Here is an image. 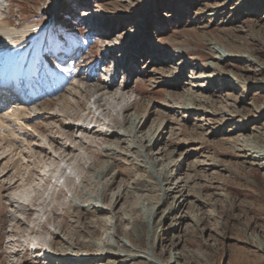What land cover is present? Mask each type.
Returning <instances> with one entry per match:
<instances>
[{
    "label": "rangeland",
    "instance_id": "374dc122",
    "mask_svg": "<svg viewBox=\"0 0 264 264\" xmlns=\"http://www.w3.org/2000/svg\"><path fill=\"white\" fill-rule=\"evenodd\" d=\"M83 5H97L108 11L105 22L111 33L109 39L96 41L87 35L78 19ZM52 14L57 17L52 18ZM0 16L16 24L42 23L43 44L34 42L41 48V56L36 58L39 65L30 68L28 61L22 60L19 68L25 77L35 74L43 94L56 90L41 100L38 107L42 106V111L32 109L54 115L37 120L44 126L43 136L34 133L31 139L18 133L15 140L14 136L7 141L0 134V264H28L22 263L25 258L35 261L45 254L52 256L51 264H74V260L90 255L81 244L100 246L102 238L114 246L117 242L136 246L142 254L151 250L150 259L161 263L175 255L178 258L175 262L171 259L170 264H264V159L239 156L242 152L234 143L237 139L264 149V0H0ZM130 32L136 35L130 38ZM100 41L115 48L99 46ZM214 46H220L224 54L234 52L232 60L241 70L217 63ZM108 52V63L103 64L100 56ZM184 62L190 65H182ZM211 63L216 66H209ZM52 64L57 67L52 69ZM169 71L176 75L173 82L168 81ZM229 73L237 82L232 89L213 86L202 90L195 86L204 88L208 75L218 80ZM111 78L117 82L115 89L124 83L128 86L119 99L106 97V105L98 107L93 101L94 91L83 86L89 88ZM226 93L229 97L240 96L239 101L227 98ZM10 94L0 97V117L15 101ZM181 100L192 107V114L179 113ZM167 102L171 107L165 106ZM230 103L240 112L225 120L221 117H229ZM244 108L254 111L258 118L252 120ZM135 116L142 123L137 132H126L119 147L117 136L107 142L95 131L128 129L124 120ZM60 120L84 122L90 129L94 126L87 134L93 142L84 139L85 133L80 130L62 128ZM233 127L236 130L228 133ZM254 134L262 139L253 142ZM224 138L233 145L226 148ZM30 143L35 146L32 151ZM106 145L113 146L124 173H118L112 165V156L104 151ZM67 147L69 150L63 152ZM152 156L156 157L153 164ZM198 161L205 164L199 166ZM212 162L216 164H209ZM64 164L73 176L66 179L65 188L57 187L60 193L48 178L65 180ZM162 167L168 168L169 178L158 175ZM101 170L105 174L96 177ZM14 178L20 180L5 190ZM108 181L113 182L108 193L123 197L110 211L97 213L92 209L88 213L85 206L97 198L101 206H107L100 193ZM42 185L47 189L44 203L32 208L38 210V220H51L45 228L53 230L65 210L70 215L67 221L76 225L74 207L81 206L84 221H91L96 233L80 232L78 244L61 231L58 243L51 248L47 244L51 235L38 227L39 236H25L20 241L37 242L39 238L41 251L22 250L16 256L10 255L9 198L30 197ZM176 190H181L183 196ZM118 216L129 217V222L121 226L138 228L143 236L141 243L116 229ZM60 248L64 253L58 252Z\"/></svg>",
    "mask_w": 264,
    "mask_h": 264
},
{
    "label": "bare ground",
    "instance_id": "6f19581e",
    "mask_svg": "<svg viewBox=\"0 0 264 264\" xmlns=\"http://www.w3.org/2000/svg\"><path fill=\"white\" fill-rule=\"evenodd\" d=\"M83 6H84V7H82L83 10H81V11H84V15L89 17L88 21L89 22L91 21L92 23H98V25H100V27H101V29L98 32L99 39L100 38H103L106 40L109 39L111 37V33H109V31L107 29L108 25L105 22L106 19H109L108 11L105 9L99 8L97 5L96 6H94V5H83ZM89 7L92 9H90ZM93 9H95V11L98 13L97 16L94 14L95 11H93ZM42 14L43 13L41 12L38 15H42ZM99 14H102L104 16L107 15V16H106V18L105 17L102 18V16H100ZM51 17L56 18L57 14H52ZM95 17L97 19H95V21H94ZM44 31H45V28L42 25V23H40V22L39 23L38 22H35V23H26V22L24 23L23 22V23H17L16 24V23L12 22L11 18L5 19V18H2L0 16V97H6V95H8L9 93H11L13 97L15 96V101L9 107L8 113L3 114L0 117V134L2 135L3 139H6L7 141H10L9 140L10 137L12 138L14 136H15L14 137V140H15L16 137H19L18 133H23L24 135L26 134L31 139L33 138L32 134H34V133H37L38 136L39 135L43 136L44 126L39 124L37 120H39L41 118L44 120H46L47 118H54V115H49V114L46 115L43 112L42 113H37L36 111L33 112L32 109L33 108H36L35 110H37V108L39 109L38 105L39 106L42 105L41 100L45 96L55 94L56 90H54L52 93L46 92L43 94L42 92H40V90H38L35 74H33L32 77H30V76L25 77L21 74L22 68H19V63L22 60L23 61L27 60L29 66L31 68L34 60H36V58L41 56L40 55L41 53L39 52V51H41V48L37 47L34 44V42H38V41H40V39L44 38ZM131 33L132 32L128 33V37H130V38L136 35L134 33H132V34ZM197 40H200V39L198 38ZM100 42H102V45L108 46V45L104 44L103 41H100ZM109 47H111V48H109ZM107 48L112 49L115 47L113 44V45H109ZM43 50L44 49H42V51ZM110 53L111 52H108L107 54H103L102 56H100L101 62L103 64L108 63V58L110 57ZM212 53H214V57L216 59L215 61H217V63H222L226 67L230 66L231 70H233V69L241 70V66L236 63V60H234V61L232 60L234 58V56H233L234 52H231V54H228V53L224 54L221 52L220 46L219 47L214 46L212 48ZM254 54H255L254 52L251 53V55H254ZM176 56H180V54H177ZM241 60L245 61L244 58H242ZM52 62H53V60H52ZM94 63L96 64L97 60L94 61ZM12 64H14L13 68H10V66ZM182 65L187 66L190 64L187 62H184V63H182ZM209 66L215 67L216 65L211 63ZM56 67H57L56 64L51 65L52 69H55ZM175 76L176 75L173 74L172 71H169V75L167 76L168 81L173 82L176 78ZM216 77H215V75L214 76L208 75L207 79L205 80L206 85L204 88L200 85H195V86L198 88H201L202 90L210 89L213 86H216L217 89H219V88L221 89V87H222V89L225 90V89H232L234 87V84L237 83L236 80L231 77V73L224 75L221 78L218 77L217 78L218 80H215ZM83 82H85V81H83ZM81 84L82 83H80V85ZM26 85L31 87V88L28 87L30 90L26 87L29 90L28 92H27V89H23V87ZM115 85H117L116 80H113V78H111V79H107V81L105 80L104 83L100 82V83L91 84L89 88L84 87L83 85H81V86H83V88L89 89L90 92L94 91V94H95V96L93 95L94 96V100H93L94 103H97L98 107H104V105H106V101L108 102V100H109L108 98H111L112 100L119 99L123 90L125 89V87L128 86L127 83H124L115 89ZM81 86H79V87H81ZM87 86H89V85H87ZM79 87H78V89H79ZM208 91H211V90H208ZM226 96H227V98H232V100L235 102L239 101V99H240V96H235L233 94H230V97H229V94L226 93ZM106 97H108V98H106ZM105 99H106V101H104ZM102 101L104 103H102ZM181 102H182V104L178 107V108H180L179 113H183V114L184 113H191L192 114L194 112L191 110L192 107L189 104H187L185 100H181ZM198 103L207 105V103L205 101H199ZM165 106L171 107L169 102H167ZM228 106H229V109L231 111V113L229 114V117L228 118L221 117L225 120H231L240 112V110L236 109L234 103L233 104L230 103ZM256 106H258V105L256 104ZM256 108L259 109L258 107H256ZM124 110H127V109H124ZM244 110L246 112L250 113L252 120L258 118L257 116L254 117V115H255L254 111H252V110L250 111L246 108H244ZM40 111H42V106L39 109V112ZM256 114H258V116H261L260 111H256ZM96 121H97V119H96ZM124 121H126L125 123H128L130 128L122 130V131L119 130L118 128L117 129H115V128L110 129L109 128V130L107 129V131H109V133L106 131H100V130H95V131H96L97 135H101L104 138V140H106L107 142L110 141L109 139H111V136H117L118 139L116 140V145H117V147H119L120 143L124 142V140H125L122 138L125 136L126 132L127 131L129 133H134L135 131L137 132L138 124H140V122H141V120H139L138 116H135L133 118H129L127 120L125 119ZM60 122H61L62 128L66 127L67 129H70L71 131L80 130L81 132L85 133V137H83L84 139H87L88 142H93V140L91 138H88L87 134H88V132L92 131L94 126L90 129L89 126L84 124V122H82L81 124L67 123V122L65 123L64 120H60ZM235 130H236V128L233 127V128L228 129L227 132L233 133ZM67 136H68V134H67ZM251 138L254 139L253 142L254 141L255 142L260 141L262 139L261 135H258V134L252 135ZM69 139H70V137H69ZM25 140H28V138L25 137ZM12 141H11V143H12ZM76 143H78V142L75 141V144ZM222 143L227 145L226 148H229L233 145L232 142L228 138L227 139L224 138ZM234 143L239 147V150L242 152V155H239V156H247L248 158H252L254 160L264 159V149H262L261 147H258L257 145L254 146V144H251L248 142H239L237 139L234 140ZM16 144L17 143L15 142L14 145H16ZM29 147L31 148V151L35 148L34 145L31 146V143H30ZM40 147L42 149H44L42 146H40ZM67 150H69V147L65 148L63 150V152H66ZM104 151H106L108 154H110V156H112L111 157L112 158V165H114L118 168V173H120V174L124 173V169L116 161L115 157L117 156V154H116L113 146L109 145L107 147V145H106V147L104 148ZM159 153L161 154L162 151H160ZM155 158H156L155 156H154V158L152 156V160L150 161L151 164H153V162L155 161ZM196 164L199 166H203L205 163L203 161H198ZM209 164L214 165V164H216V162H212ZM112 165H108L109 168ZM36 167H38V166L36 165ZM19 172H21V171H19ZM103 173L105 174V170H101L100 172H98L96 177L104 175ZM158 173H159L158 174L159 176L164 174V175H166L167 178L170 177V174H168V168L167 167L159 168ZM15 174H14V177H17V175L19 173L17 175H15ZM19 175H21V174H19ZM66 179H69V178L68 177L65 178V181L61 185V187L66 184ZM19 180H20V178L19 179L18 178L12 179L10 182H8L6 184L5 190H8V189L15 187V185L17 184V182ZM59 181L60 180H58L57 178H53V177L48 178V183L51 185L55 184V189H57L58 192L62 193L61 189L57 188L58 186H60V185H58V184H60ZM112 184H113V182L108 181L100 193V199L102 201H106L107 206L106 207L101 206V204L98 202V198H97L95 201H92V202H90V204L85 206V209L88 213L92 212V209H94L95 212L97 211V213H103V212H105V210L110 211L117 206V204L119 203V201L123 197V195L117 194L115 197L113 195L111 196L108 193V190L112 186ZM45 187L46 186L42 185L41 188H39L37 191H35V193H32L30 195V197H27V196L25 198L24 197H18L17 199H15L13 197L9 198L8 204L10 206H12V209H11L12 217L10 219H7V221L10 223V230L8 232L11 234L10 235L11 238L8 240L9 245L12 247L11 250H9L10 255L16 256V255H18L19 252H22V250H25L24 253H27L29 250L36 252V253L41 251L40 243H42V241L39 240V238L37 239V242L35 243V246H34L35 249L34 250H31L26 245V243H25L26 239L24 240V243L22 241H20V238L23 239V237H25V236H29V237L30 236H32V237L39 236L40 233H39L38 227L39 228L41 227L42 229H44L45 233H49L51 235L52 238L50 240H48L49 243H47L51 248L53 246H55L56 243H58L56 241V239L59 238L61 231L67 232L66 234L69 235L67 238L68 240H73L75 243H78V244H81V242H79V238H78L80 232H86V233H91V234L96 233V229L93 228L94 226L92 227L90 225L91 221L89 223L84 221V216L80 212V210H82L80 205H79L80 207H78V206L74 207V208H77L76 209L77 212L74 215V218H76L75 219L76 225L71 226V224L67 221V217H70V215H69L68 211L65 210L62 214V218H61L60 222L57 223L56 227L53 230H49L48 228H45L46 223L51 221V220L49 218H45L44 220H38V213H37L38 210L32 208L33 206H40L44 203V200L42 199V197H43V193H45V190H47ZM175 187H178V186H175ZM55 189H54V191H55ZM34 190H35V188H34ZM177 192H180L179 193L180 196H183V193H181L182 192L181 190H178ZM165 193H166V195L169 194V193H167V189L165 190ZM184 198L185 197H183V199ZM181 201H180V203H181ZM153 208H154V206H153ZM151 215H153V212L151 213ZM54 219L55 218H53L52 221ZM125 221L129 222L128 216H120V217L118 216L116 229L118 231H120L123 235H125L127 238H129L130 240L133 239L135 241V243H138V242L141 243L143 236L140 234V230L138 228H132V229L122 228L121 223L125 222ZM98 222L102 223V221L100 219H98ZM103 223L105 224L104 220H103ZM258 243H259L258 244L259 246H262V244H263V243L261 244V242H258ZM21 245L24 246V248L21 249V247H20ZM81 245L83 247H85L86 250L90 251L89 252L90 255L87 259H81V258L76 259V260L73 259L75 261L74 264L75 263H78V264H95V263H99L102 261L103 262L105 261L107 264H170L171 259H173L172 262H175L176 259L178 258L177 256L174 255L167 262H162V263L160 261H159L160 263L157 261L155 262V261L151 260L152 258L150 259V256L152 255L151 250H145L142 254V252L138 251L136 246L134 248H131V247H127L125 244H122V243L119 244V242H117V245L114 246L113 243L112 244L108 243L106 241V239H104V238L101 239L100 246H96L93 243H86V244H81ZM118 251H123L124 254L119 255ZM58 252L64 253V250L62 248H60ZM48 255L45 254L44 257H43V255H40L39 257L36 258L35 261H28L25 258L22 263L26 262L28 264H37V263H40L41 261L46 260L45 264H51L50 257L52 258V256L51 255L48 256ZM24 257H25V255H24ZM141 257L143 259H145L146 261H143L141 259Z\"/></svg>",
    "mask_w": 264,
    "mask_h": 264
}]
</instances>
